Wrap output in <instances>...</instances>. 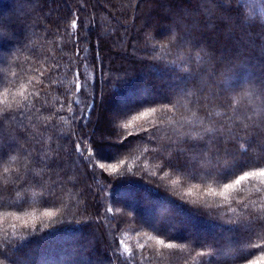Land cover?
<instances>
[{
    "label": "trees",
    "instance_id": "obj_1",
    "mask_svg": "<svg viewBox=\"0 0 264 264\" xmlns=\"http://www.w3.org/2000/svg\"><path fill=\"white\" fill-rule=\"evenodd\" d=\"M0 154L4 264H264V0H0Z\"/></svg>",
    "mask_w": 264,
    "mask_h": 264
},
{
    "label": "snow or ice",
    "instance_id": "obj_2",
    "mask_svg": "<svg viewBox=\"0 0 264 264\" xmlns=\"http://www.w3.org/2000/svg\"><path fill=\"white\" fill-rule=\"evenodd\" d=\"M71 27L73 29H75L77 27V21L76 20H73L72 21V24H71ZM79 49H78V53H79ZM86 51V49L84 50ZM84 59H87V57L85 56ZM77 80H79V74L77 75ZM87 85V80L85 79L83 81V86H86ZM75 88H76V91L77 92H80L81 91V88H82V83L81 82H77L76 85H75ZM15 96H19L23 99H27V97L25 96V93L24 91H19L15 94ZM15 98V97H13ZM6 103V101H5ZM10 107V105H9ZM86 107L88 108H93L94 107V102H89ZM156 109L155 108H151L149 111H145V112H142L140 113L139 116H134L133 117V120H139V119H144L146 117H148L151 113L155 112ZM90 116V112L88 113H85V112H81L79 114V119L85 121V126H86V123H87V120H88V117ZM130 125L126 124L124 125V127H128ZM123 142V141H121ZM84 144L87 145V144H90L89 141L85 140L84 141ZM75 150L77 153L81 154V155H85L86 154V158L91 160L92 157L95 155L96 159L97 160H100L102 159L98 153H96V150L94 147H84L82 146V144L80 142L76 143L75 145ZM11 159H15V157H10ZM5 160V156L3 154H0V163H2L3 161ZM253 167H257L258 170H254V171H244L242 175H239L232 183H226L224 184V187H223V190L218 193V195H221V196H224L225 193L234 188L235 186L237 185H240L243 181H246V180H249L250 178H254V177H264V167H258L256 165H252ZM99 167L101 169H103L105 167V165L103 163L99 164ZM108 170L111 171V172H116V166L115 165H112V164H109L108 165ZM242 170V169H241ZM4 173H7L8 172V168H4ZM234 174V172H231V175ZM228 176L226 178H223V179H227ZM209 191L211 192V189H209ZM213 195H216L217 193H212ZM108 212H112V208H109L107 209ZM45 216H48V217H51L52 215H54L52 212H46L44 213ZM20 217H17V219H19ZM149 239H152V237H149ZM158 244H161V245H164L166 248H172L174 247L173 244H165V241L162 240V239H157L156 241ZM141 248L143 249L144 248V245H141ZM124 251H128L127 248L124 249ZM118 259V258H117ZM0 264H4V261L3 260H0Z\"/></svg>",
    "mask_w": 264,
    "mask_h": 264
},
{
    "label": "rangeland",
    "instance_id": "obj_3",
    "mask_svg": "<svg viewBox=\"0 0 264 264\" xmlns=\"http://www.w3.org/2000/svg\"><path fill=\"white\" fill-rule=\"evenodd\" d=\"M120 248H121L122 253L125 254L124 247L120 245Z\"/></svg>",
    "mask_w": 264,
    "mask_h": 264
}]
</instances>
